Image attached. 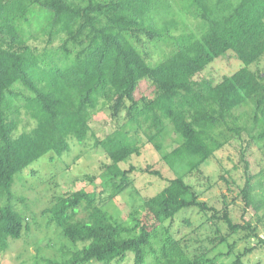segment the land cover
Wrapping results in <instances>:
<instances>
[{
    "label": "trees",
    "instance_id": "1",
    "mask_svg": "<svg viewBox=\"0 0 264 264\" xmlns=\"http://www.w3.org/2000/svg\"><path fill=\"white\" fill-rule=\"evenodd\" d=\"M188 16L199 21L197 32L173 36L177 17ZM159 43H172L170 51L152 60L147 46ZM229 50L246 64L262 58L264 0H0V253L29 229L31 216L15 206L17 174L49 152L69 151L72 138L83 144L100 108L124 119L95 141L109 158L101 170L110 177L100 192L80 188L53 198L46 212L73 248L62 243L60 257L36 264H113L129 251L133 264H205L210 248L194 250L191 238L173 230L192 208L213 221V248L240 229L257 239L227 264H244L248 252L264 250L251 224L233 221L227 205L220 214L186 179L231 139L243 141L247 133V146L264 147V71L246 65L218 82L196 79ZM143 80L152 96L137 97ZM245 106L246 120L237 113ZM22 113L33 126L19 132ZM140 130L177 176L120 218L105 207L130 185L120 164L140 153ZM168 130L177 136L171 151L163 147ZM246 174L240 192L249 205L254 187ZM79 179L93 182L95 175ZM104 193L109 202L100 200Z\"/></svg>",
    "mask_w": 264,
    "mask_h": 264
},
{
    "label": "rangeland",
    "instance_id": "2",
    "mask_svg": "<svg viewBox=\"0 0 264 264\" xmlns=\"http://www.w3.org/2000/svg\"><path fill=\"white\" fill-rule=\"evenodd\" d=\"M180 21L173 36H180L191 32H197L199 21L188 16ZM33 43L42 46L44 42L39 39ZM171 44L159 43L157 48L148 44L152 60H158L166 52L170 51ZM251 70L264 71V55L259 61L246 64L239 60L235 53L229 50L225 55L214 59L196 79L208 78L218 82L225 75H230L243 66ZM153 87L149 81L143 80L136 92L137 97L153 95ZM17 103V101H16ZM237 113L243 114L244 120L250 114V107H240ZM22 122L19 132L33 126V121L22 113ZM123 116L114 119L110 110L100 108L90 122V132L83 144L78 140L71 139V148L62 154L49 152L38 158L17 174L13 184L16 208L25 216H31L26 224L29 229L25 230L22 237L10 242L9 247L0 253V264H36L43 258L60 257V246L66 244L67 248H73L65 238L60 228L51 221L50 214L46 212L56 195L84 188L87 191L100 192L101 184L110 176L108 172L101 170L103 162H109V158L95 146L96 138H103L123 123ZM147 125H143V130ZM143 130L139 131V154H134L120 166L127 170L131 179L130 185L118 191L116 199L109 202L108 193L101 194V201L109 202L105 209L122 218L133 205H138L144 198L156 195L172 178L177 176L174 167L171 166L153 144L148 142ZM153 132L154 130H150ZM256 133V131H255ZM173 131L167 132L163 147L166 151L174 149L178 143ZM249 135L244 134L243 141L231 139L213 155L207 162L201 165L200 172L187 176V181L193 184L201 193V199L206 200L222 214L225 205L233 221L241 225L251 224L261 237H264V147H260L256 141H249ZM244 151V154H243ZM249 165L245 170V161ZM158 171V173L156 172ZM251 177L253 185L254 203L246 204L241 189L244 187L247 174ZM95 175L94 181L79 179L84 175ZM27 205V206H26ZM30 213L26 212V207ZM34 215V217L32 216ZM189 219V222H185ZM221 233L225 227L220 225ZM173 230L179 237L191 238L192 249L209 247V262L205 264H227L235 260L237 254L250 246L257 244L255 237H248V229H240L234 233L227 242H222L213 248L212 237L217 236L213 221H208L197 208L182 212L173 222ZM83 246L78 243V246ZM212 249V250H211ZM133 252L129 251L123 260H114L113 264H133ZM118 262V263H117ZM244 264H264V250L255 248L243 256ZM92 264H103L93 262Z\"/></svg>",
    "mask_w": 264,
    "mask_h": 264
}]
</instances>
